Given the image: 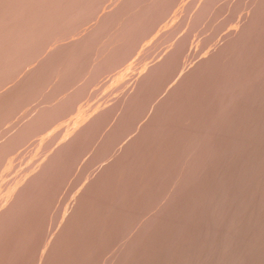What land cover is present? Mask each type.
<instances>
[{
  "label": "rangeland",
  "instance_id": "rangeland-1",
  "mask_svg": "<svg viewBox=\"0 0 264 264\" xmlns=\"http://www.w3.org/2000/svg\"><path fill=\"white\" fill-rule=\"evenodd\" d=\"M262 180L264 0H0V264H264Z\"/></svg>",
  "mask_w": 264,
  "mask_h": 264
},
{
  "label": "bare ground",
  "instance_id": "bare-ground-1",
  "mask_svg": "<svg viewBox=\"0 0 264 264\" xmlns=\"http://www.w3.org/2000/svg\"><path fill=\"white\" fill-rule=\"evenodd\" d=\"M22 1V0H21ZM20 3V2H19ZM23 4V3H22ZM43 4V3H42ZM19 5V4H18ZM40 7V6H39ZM37 8V7H36ZM77 8V7H76ZM20 9H22V6H21V8ZM81 7H80V11H81ZM24 10V9H23ZM41 10H42V8H41ZM75 10V9H74ZM77 10V9H76ZM83 10V9H82ZM8 11V10H7ZM13 11V10H12ZM30 11V10H29ZM38 11V10H37ZM86 11V10H85ZM33 12H34V9H33ZM32 12V13H33ZM76 12V11H75ZM9 13V12H8ZM78 13V12H77ZM2 14V13H1ZM15 14V13H14ZM21 14V13H20ZM28 14V13H27ZM31 14V13H30ZM79 14V13H78ZM16 15V14H15ZM11 16V15H10ZM14 16V15H13ZM18 16V15H17ZM32 16V15H31ZM34 16V15H33ZM2 18V17H1ZM45 18V17H44ZM12 19H13V17H12ZM35 19V18H34ZM43 19V18H42ZM11 20V19H10ZM31 20V19H30ZM44 20V19H43ZM36 21V20H35ZM44 21H46V20H44ZM2 22V21H1ZM40 21H38V23H39ZM42 22V21H41ZM30 24V23H29ZM29 24H27V25H29ZM42 24H43V22H42ZM23 25V24H22ZM47 25V24H46ZM22 27V26H21ZM12 28V27H11ZM18 28V27H17ZM23 28H25V27H23ZM30 28V27H29ZM32 28V27H31ZM36 28V27H35ZM13 29H14V27H13ZM22 29V28H21ZM34 29V28H33ZM45 29V28H44ZM30 30V29H29ZM36 30V29H35ZM46 30V29H45ZM23 31V30H22ZM41 31V30H40ZM11 32V31H10ZM34 32V31H33ZM25 33H26V31H25ZM13 34V33H12ZM9 35V34H8ZM7 35V36H8ZM20 35V34H19ZM28 35V34H27ZM30 35H32V34H30ZM6 36V37H7ZM10 36H11V34H10ZM20 37V36H19ZM33 37V36H32ZM17 39V38H16ZM22 39V38H21ZM27 39V38H26ZM19 40V39H18ZM31 40V39H30ZM16 42V41H15ZM31 42V41H30ZM30 45H31V43H30ZM9 47H11V46H9ZM50 47V46H49ZM14 49V48H13ZM21 49V48H20ZM12 51V50H11ZM14 51V50H13ZM16 52V51H15ZM8 53V52H7ZM11 53V52H10ZM5 54V53H4ZM3 54V55H4ZM18 56V55H17ZM12 57V56H11ZM10 57V58H11ZM14 57V56H13ZM3 59V58H2ZM262 181H264V180H262ZM259 184V183H258ZM261 184V183H260ZM258 186V185H257ZM248 194V193H247ZM246 197V196H245ZM247 198V197H246ZM243 199V198H242ZM263 199V198H262ZM261 200V199H260ZM261 202H262V200H261ZM263 203V202H262ZM258 205V204H257ZM264 205V204H263ZM260 206V205H259ZM258 206V207H259ZM262 207V206H261ZM260 208V207H259ZM258 262V261H257ZM264 263V262H263Z\"/></svg>",
  "mask_w": 264,
  "mask_h": 264
}]
</instances>
